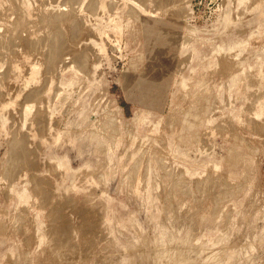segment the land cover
<instances>
[{
  "label": "rangeland",
  "instance_id": "1",
  "mask_svg": "<svg viewBox=\"0 0 264 264\" xmlns=\"http://www.w3.org/2000/svg\"><path fill=\"white\" fill-rule=\"evenodd\" d=\"M0 264H264V0H0Z\"/></svg>",
  "mask_w": 264,
  "mask_h": 264
},
{
  "label": "bare ground",
  "instance_id": "2",
  "mask_svg": "<svg viewBox=\"0 0 264 264\" xmlns=\"http://www.w3.org/2000/svg\"><path fill=\"white\" fill-rule=\"evenodd\" d=\"M229 49H230V48H229ZM214 52H215V51H214ZM160 62H161V61H160ZM185 86H186V85H185ZM185 86H184V87H185ZM110 121H111V120H110Z\"/></svg>",
  "mask_w": 264,
  "mask_h": 264
}]
</instances>
